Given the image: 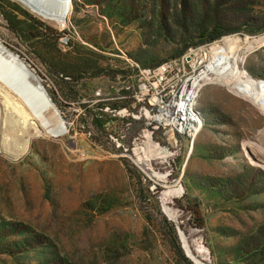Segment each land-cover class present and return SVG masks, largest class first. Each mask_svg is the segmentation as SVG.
<instances>
[{"label": "rangeland", "instance_id": "1", "mask_svg": "<svg viewBox=\"0 0 264 264\" xmlns=\"http://www.w3.org/2000/svg\"><path fill=\"white\" fill-rule=\"evenodd\" d=\"M262 35L264 0H71L62 23L0 0V43L54 92L53 120L66 130L33 137L16 158L0 151V264H264V111L205 83L190 144L146 127L132 106L140 70L191 46ZM240 65L264 81V42ZM147 133L171 155L144 153ZM157 209L197 263L179 235L177 251Z\"/></svg>", "mask_w": 264, "mask_h": 264}, {"label": "bare ground", "instance_id": "2", "mask_svg": "<svg viewBox=\"0 0 264 264\" xmlns=\"http://www.w3.org/2000/svg\"><path fill=\"white\" fill-rule=\"evenodd\" d=\"M21 1L57 23H62L71 9V0ZM239 39L228 36L211 45L207 50L210 57L207 67L205 64L198 73L202 81L201 86L205 83L223 84L232 93L251 101L264 111V81L251 77L240 65L242 52L264 42V35L245 37L242 41ZM211 73L215 74V77L207 76ZM55 114L36 74L16 54L0 43V151L16 158L26 151L33 137L64 133L66 130L62 121L58 118L53 120ZM144 137V153L158 157L171 155L168 147L155 143L148 133ZM140 164L149 172L148 164ZM149 174L159 179L165 176L155 172ZM173 191L179 192L180 188ZM162 207L168 216L173 217L171 209L165 203ZM180 237L187 255L197 263L187 249L185 237L182 234Z\"/></svg>", "mask_w": 264, "mask_h": 264}, {"label": "built area", "instance_id": "3", "mask_svg": "<svg viewBox=\"0 0 264 264\" xmlns=\"http://www.w3.org/2000/svg\"><path fill=\"white\" fill-rule=\"evenodd\" d=\"M64 43L66 42L64 39ZM207 48L188 47L181 55L162 61L154 67L139 71L138 82L132 94L133 108L144 116L146 127L163 130L172 137H181L192 144L201 123L197 107L201 79L198 73L207 62ZM103 110L124 115L132 114L127 107ZM110 139L119 146L117 138ZM192 146V145H191Z\"/></svg>", "mask_w": 264, "mask_h": 264}, {"label": "trees", "instance_id": "4", "mask_svg": "<svg viewBox=\"0 0 264 264\" xmlns=\"http://www.w3.org/2000/svg\"><path fill=\"white\" fill-rule=\"evenodd\" d=\"M38 24L40 26H42V22H38ZM223 33L222 30H215V32L213 34H211L210 38H216L218 36H220ZM51 100L55 102V98H54V92H50L49 93ZM121 106H125L126 102L121 103ZM117 106V105H116ZM91 118H92V123L99 129L102 130V124L107 120V114L102 112L101 110H98V112H91ZM157 213L161 216V219L164 221V223H166V227L168 228L170 235H171V239L174 242L177 251L181 254V248L179 246V239H178V234L176 232V228H175V224H173L172 222H168L166 221V219L161 215V212L157 209Z\"/></svg>", "mask_w": 264, "mask_h": 264}, {"label": "water", "instance_id": "5", "mask_svg": "<svg viewBox=\"0 0 264 264\" xmlns=\"http://www.w3.org/2000/svg\"><path fill=\"white\" fill-rule=\"evenodd\" d=\"M42 89H43L44 92L46 93V96H47V98H48L49 103L52 105L53 109L56 111V109H55V107H54V104H53V102H52L50 96L47 94V92L45 91V89L43 88V86H42ZM61 121H62V120H61ZM62 124H63V126H64L63 121H62ZM64 128H65V126H64ZM177 229H178V235H179V237H180V234L183 235V233H182V231L180 230L179 227H177ZM183 236H184V235H183ZM182 247H183V246H182ZM183 249H184V248H183ZM187 249H188V247H187ZM188 251H189V249H188Z\"/></svg>", "mask_w": 264, "mask_h": 264}]
</instances>
